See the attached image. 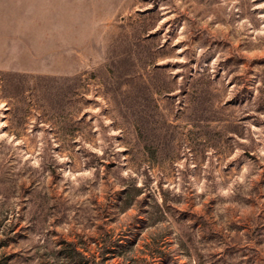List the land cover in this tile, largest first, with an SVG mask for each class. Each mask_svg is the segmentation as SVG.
Masks as SVG:
<instances>
[{
  "label": "rangeland",
  "instance_id": "obj_1",
  "mask_svg": "<svg viewBox=\"0 0 264 264\" xmlns=\"http://www.w3.org/2000/svg\"><path fill=\"white\" fill-rule=\"evenodd\" d=\"M264 264V0H0V264Z\"/></svg>",
  "mask_w": 264,
  "mask_h": 264
},
{
  "label": "trees",
  "instance_id": "obj_2",
  "mask_svg": "<svg viewBox=\"0 0 264 264\" xmlns=\"http://www.w3.org/2000/svg\"><path fill=\"white\" fill-rule=\"evenodd\" d=\"M69 264H85V257L83 254L79 253L76 249L73 250L65 256Z\"/></svg>",
  "mask_w": 264,
  "mask_h": 264
}]
</instances>
